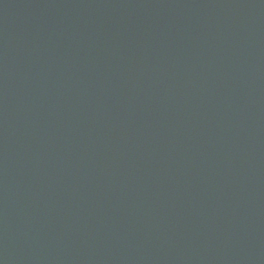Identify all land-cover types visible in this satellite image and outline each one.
<instances>
[{
  "label": "water",
  "instance_id": "1",
  "mask_svg": "<svg viewBox=\"0 0 264 264\" xmlns=\"http://www.w3.org/2000/svg\"><path fill=\"white\" fill-rule=\"evenodd\" d=\"M0 264H264V0H0Z\"/></svg>",
  "mask_w": 264,
  "mask_h": 264
}]
</instances>
